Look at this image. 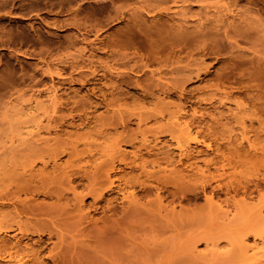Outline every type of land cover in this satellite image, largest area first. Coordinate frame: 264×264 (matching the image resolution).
Instances as JSON below:
<instances>
[{
    "label": "rangeland",
    "instance_id": "rangeland-1",
    "mask_svg": "<svg viewBox=\"0 0 264 264\" xmlns=\"http://www.w3.org/2000/svg\"><path fill=\"white\" fill-rule=\"evenodd\" d=\"M242 123L250 140L264 125V0H0V146L37 130L60 140L78 139L81 156L72 162L79 160L82 169L74 171L73 184L86 192L88 181L79 173H92L115 139L123 142L124 161L115 163L117 170L97 174L104 175L94 186L101 198L95 205L91 196L84 200L90 220H59L67 238L61 244L46 230L22 238L28 244L40 239L45 264H60L61 258L69 260L62 264H135L140 254L135 244L149 242L135 224V196L145 203L157 192L154 178L145 179L135 165L146 159L147 169L157 172L150 160L159 155L164 162L160 151L169 145L170 157L178 160L182 151L176 142H190V149L201 151L199 157L220 162L213 153L227 150V141L219 131L233 128L237 140L232 142H239ZM193 137L204 142L189 141ZM92 139L97 141L93 148H85ZM143 142L152 152L142 148L135 158ZM64 155L57 163L68 161ZM249 169L253 172L247 169L246 176L264 172L263 164ZM147 189L150 194L144 196ZM171 190L163 187L165 203L173 200ZM179 201L187 204L181 197L174 204ZM15 233L1 236L14 241ZM226 248L222 242L219 251ZM204 250L199 243L196 251Z\"/></svg>",
    "mask_w": 264,
    "mask_h": 264
},
{
    "label": "bare ground",
    "instance_id": "bare-ground-1",
    "mask_svg": "<svg viewBox=\"0 0 264 264\" xmlns=\"http://www.w3.org/2000/svg\"><path fill=\"white\" fill-rule=\"evenodd\" d=\"M20 113L23 111L20 110ZM188 121L190 122V120ZM189 122H186L184 127L187 131L192 128L191 122ZM46 126L47 132L50 127L46 128ZM240 126L242 137L239 142H232V138L235 136L233 128L217 130L227 141L224 142L227 143V150L218 148L217 152L213 153L220 155V162L215 160L213 155V157H199L201 151L190 149V142L186 144L176 142L175 148L182 151L178 160L170 157L169 154L172 152H170L169 144L168 150L160 151L164 162L158 159L159 155L158 158H150L153 159L150 160L151 164L158 166L157 172L147 169L148 161L146 159L135 165L142 170L145 179L154 178L156 184L153 185L157 189L154 197L145 203L140 201L141 198L135 196V224L139 231L144 232L143 235H148L149 240V242L137 241L139 244L136 242L138 246L136 244L135 246L140 254L135 255V264H146L153 257H160L157 264H206L216 259H221L222 264H240V262L241 264H264V172L257 171L255 174L245 175V171L250 170L249 167L253 166V170L260 164H263L264 167V140L258 138L260 133L264 135V125L258 130L255 129L257 140L249 139L247 134L249 127L244 123ZM173 130L174 128L170 131ZM176 130L179 131V129ZM93 133L96 134L95 131ZM215 133L217 132L215 131ZM27 135L28 137L20 138L17 143L0 146V264H45L40 255V239L36 242L33 241V244H28V242H22V238L26 239L28 235L35 233L43 234L46 230L49 236L56 235L60 244L64 243L67 239L64 235L65 231L59 224V226L57 225V222L59 220L63 222L64 220H90L88 210L86 212L85 207L83 208L84 200L87 196H91L95 205L96 201L101 198L102 193H97V190L94 189L99 170L103 169L105 175L109 176L110 173L117 170L115 163L124 161L122 157L124 151L120 152V145L123 142L121 139L120 141L115 139L109 149L111 152L106 155L107 158L93 166L92 173L86 172V169L82 174L78 171L79 175L88 181L86 192L78 191L73 184L74 171L81 170L82 165L79 160L77 163L72 162L73 158L81 156L78 139L60 140L58 137H51L50 132L48 135H43L39 130L35 134ZM244 140L247 141V148L245 145L243 146ZM95 141L96 139L87 143L85 141V148H89ZM189 141L196 144L204 142L197 137H193ZM217 146L220 147V145ZM91 147L93 148V145ZM206 147L209 148L210 145L207 144ZM142 148L148 153L153 149L152 146L143 142L133 153L135 158L139 156L138 152ZM90 149L87 150V153H90ZM64 154L68 156V161L65 164L57 163L58 157L65 156ZM38 162L41 163L40 167L37 166ZM198 162H201L205 169H202ZM162 163H164L163 166ZM50 165L51 167H49ZM210 167H213L214 170H210ZM100 176L102 175L99 174L98 178L101 179ZM103 179L105 180V178ZM139 179L135 178V184H140L145 188L144 180L140 181ZM111 185H113V181L110 180ZM167 185L173 189V191L171 190L173 196L171 203H165V195L163 196L161 193L163 187ZM117 190H120L119 187ZM101 192L103 191L101 190ZM149 192L147 189L143 195L147 196L150 194ZM175 197H181L186 200L187 204L183 205L180 201L178 204H174ZM200 199H202L201 204L198 203ZM70 207L72 208L71 212ZM10 231L16 232L13 235L14 241L12 238L10 240L3 237V233ZM1 234L3 235L1 236ZM16 234H19L20 237H17ZM201 242L205 244L206 251L204 250V253H199L200 250L196 251ZM222 242L227 248L224 251H219ZM55 245L57 246L56 242L54 247ZM61 246L63 248V244ZM60 250L62 249H59V252ZM250 251L253 253L249 255ZM48 257L52 259L55 255H48ZM58 259L60 260V258ZM61 260L60 264H62Z\"/></svg>",
    "mask_w": 264,
    "mask_h": 264
}]
</instances>
